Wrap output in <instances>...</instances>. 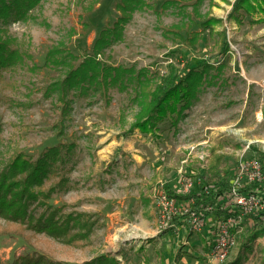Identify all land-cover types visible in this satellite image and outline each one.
<instances>
[{
  "label": "rangeland",
  "instance_id": "1",
  "mask_svg": "<svg viewBox=\"0 0 264 264\" xmlns=\"http://www.w3.org/2000/svg\"><path fill=\"white\" fill-rule=\"evenodd\" d=\"M116 1L102 0L93 13L86 14L82 6L88 0H41L25 19H10L2 26L5 35L18 40L13 47L21 52L22 61L16 60L0 77L1 166L17 147L36 158L58 142L54 125L61 113V91L55 83L79 65L84 54L92 53L100 30L117 16ZM164 1L151 0L153 7L136 11L125 26L124 39L98 55L107 65L131 71L123 75V88L96 82L66 90L69 108L64 134L74 147L65 155L68 182L50 202L65 213L83 215L86 235L81 242L65 243L18 223L8 228L0 217L3 263L35 252L69 264L102 256L120 264H213L211 252H205L213 240L206 242L202 233L211 239L216 214L211 211L200 230L187 216L186 222L177 220L161 230L163 206L158 193L180 191L187 178L194 183L200 176L208 179L206 168L214 146L225 155L221 174L228 169L232 178L247 143L251 144L246 159L259 160V152H264V22L246 17L238 25L227 19L235 0H205L193 22V30L201 31L202 38L190 46L165 36L163 29L186 19L191 1L180 0L181 6L170 7L159 18L155 11ZM210 16L222 22L202 31ZM80 17L89 23L85 35L80 34ZM220 32H225V38ZM225 42L228 50L223 54ZM62 43L72 52L73 61L63 68L50 66L48 52ZM202 60L210 64L209 71L177 125L167 120L160 124L157 136L137 129L127 134L141 108L135 98L139 71L160 76L170 72V65L179 72ZM42 211L39 208L36 214ZM78 231L76 227L71 233ZM242 241L243 235L223 264L238 256ZM254 249L242 264L264 261V236L256 240ZM180 250L188 255L177 261Z\"/></svg>",
  "mask_w": 264,
  "mask_h": 264
},
{
  "label": "trees",
  "instance_id": "2",
  "mask_svg": "<svg viewBox=\"0 0 264 264\" xmlns=\"http://www.w3.org/2000/svg\"><path fill=\"white\" fill-rule=\"evenodd\" d=\"M41 0H0V77L2 71L8 69L16 60L22 61L21 52L13 45L18 41L13 40L4 34L3 25L9 23L10 19H25L30 10L34 9ZM191 1V14L186 15V19L168 27H164L163 34L167 37L175 36L185 41L190 46H195L202 38V32L193 30L194 17L200 15L198 8L205 0H186ZM102 0H88L82 6L84 13L91 14ZM180 5V0H166L160 8L156 10L160 18L170 7ZM181 6V5H180ZM153 7L151 0H117L114 6L117 14L116 18L100 30L96 39L92 53L84 54L83 60L79 65L72 66L66 72L65 77L57 81L55 86L60 89L58 104L61 110L59 120L55 123L56 136L58 142L51 147L44 149L36 158L23 148H15L6 160L4 165H0V217L3 218L8 228H12L14 223L20 224L24 229L32 230L38 234H48L60 238L65 243L80 240L86 235L87 223L83 220L80 213H65L63 207H55L50 201L53 193L61 190L68 182V176L63 170L65 155L74 147L73 142H68L65 138V120L69 108V100L66 96L68 88L80 84V89L86 87L88 83H102L105 87L117 85L123 88V75L130 70L120 66H110L100 59L98 55L103 50L115 42L124 39L125 26L130 22L134 13L139 10ZM261 14L258 19L256 15ZM185 16V15H184ZM246 17H252V22H264V0H235L227 19L241 25ZM222 22L213 16L203 22L202 31L210 28L216 23ZM80 34L85 35L89 30V23L80 17ZM225 38V32H220ZM228 45L225 42L221 48L222 53H226ZM72 52L62 43L59 47L48 52L46 62L50 66L60 68L70 66L73 61ZM171 66L170 72L160 76L147 75V71L141 70L136 75V100L139 101L141 108L136 115L134 123L131 125L127 134H133L137 129L145 135L157 136L160 124L167 120L172 126L177 125L184 108L188 106L191 99L196 96L200 85L204 82L206 73L209 71L210 64L207 60H202L183 71H177ZM131 75L130 77H133ZM221 147L214 146L210 151V159L206 173L210 174L208 179L203 176L198 177L194 188L187 193L167 190L169 196L179 203L189 204L191 211L202 221H205L211 211L217 216V221L222 216H233L237 219V211L229 212L228 205L231 199L227 197L231 187L230 170L225 169L224 175L221 174V167L225 155L220 153ZM254 148V147H253ZM255 150V148H254ZM259 160L264 170V152L260 151ZM240 192L254 193L262 196L264 200V180L252 182L249 186L240 189ZM42 208L40 214L37 210ZM182 217H174L173 220ZM77 227L76 234L71 232ZM1 234V233H0ZM206 238V242L210 239ZM264 236V209L258 215H251L243 233L238 256L226 264H242L250 254L254 253V245L258 238ZM210 236V238H212ZM81 244V243H80ZM210 244L206 245L205 252L211 251ZM188 255L182 250L175 255V260L180 261ZM100 261L102 263H100ZM0 264H69L54 261L43 253H25L16 256L12 261ZM84 264H120L115 258L102 256L98 260H91ZM223 264V263H222ZM260 264H264V261Z\"/></svg>",
  "mask_w": 264,
  "mask_h": 264
},
{
  "label": "built area",
  "instance_id": "3",
  "mask_svg": "<svg viewBox=\"0 0 264 264\" xmlns=\"http://www.w3.org/2000/svg\"><path fill=\"white\" fill-rule=\"evenodd\" d=\"M250 144V142L246 144L243 154L240 155L239 171L234 175L233 184L227 194V197L231 199L228 205L229 212L235 213L237 211V219H234L233 216H223L213 225V237L210 239V241L213 240L210 251V261L213 264H222L228 258L230 250L238 244V240L243 235L250 216H257L259 211L264 209V200L261 195L240 192L241 188L249 186L252 182L264 180L261 162L258 159H246L244 157L246 150L250 148ZM193 186V179L187 178L183 188L177 192L187 193L192 190ZM158 199L163 206L161 230L171 228L174 223L173 218L177 216L191 217L189 221L192 222L193 227L196 230L202 228V221L191 211L189 204L177 202L163 189L159 191ZM180 219L184 220L185 218Z\"/></svg>",
  "mask_w": 264,
  "mask_h": 264
}]
</instances>
